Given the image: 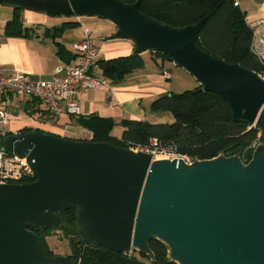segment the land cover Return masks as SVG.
Segmentation results:
<instances>
[{"label":"water","instance_id":"95a60500","mask_svg":"<svg viewBox=\"0 0 264 264\" xmlns=\"http://www.w3.org/2000/svg\"><path fill=\"white\" fill-rule=\"evenodd\" d=\"M51 15L99 16L116 23V38L132 39L134 53L160 51L218 93L235 120L263 139L252 158L220 153L193 160L153 157L111 142L28 129L10 133L0 148L26 158L36 179L0 183V264H66L50 256L30 227L62 223L75 207L81 238L116 252L154 255L149 241L167 247L177 264H264V76L199 46L206 17L176 27L124 0H0Z\"/></svg>","mask_w":264,"mask_h":264},{"label":"trees","instance_id":"16d2710c","mask_svg":"<svg viewBox=\"0 0 264 264\" xmlns=\"http://www.w3.org/2000/svg\"><path fill=\"white\" fill-rule=\"evenodd\" d=\"M124 1L131 3L137 0ZM140 1L145 13L176 27L196 24L206 17L197 39L200 47L214 56L239 63L258 73L264 70V64L252 50L253 29L246 20L245 12L236 4V0ZM22 9L21 6H15L14 15L5 26L7 34L23 33ZM74 23L76 22H67L63 27ZM63 27L56 30L59 31ZM57 45L59 54L67 58L69 53L65 46L59 41ZM150 52L155 57L173 60L166 53ZM96 63L105 77L120 81L130 72L142 68L145 59L142 53L132 52L129 55L99 59ZM199 87L200 85L183 92H170L152 102L153 111H171L175 117L174 122L152 123L148 120L125 118L122 121L124 130L120 138L112 134L115 120L111 117L98 114L80 115L76 122L92 132L91 139L94 141L136 147L150 145L151 140L156 138L159 144L172 146L177 153L191 160L211 158L225 153L228 156L240 154L243 160L248 162L253 156V145L263 141L259 137L258 129L245 119L235 120L230 104L218 93L198 90ZM35 102L37 99H34L33 103ZM26 109L29 110L30 116L41 110L43 113H50L49 110L35 108L32 103L28 104ZM28 129L43 130L32 127L22 130ZM7 134L10 133L0 135V140ZM35 179L36 177H33L25 182ZM61 215L60 225L30 228L42 235L50 256L54 255L49 249L46 237L50 231L62 229L64 235L69 237L71 246V254L67 256L66 264H177L169 259L166 245L157 239L149 241L154 255L136 250L116 252L103 246L92 245L84 241L77 231L75 207L65 210Z\"/></svg>","mask_w":264,"mask_h":264},{"label":"crops","instance_id":"0c3cea01","mask_svg":"<svg viewBox=\"0 0 264 264\" xmlns=\"http://www.w3.org/2000/svg\"><path fill=\"white\" fill-rule=\"evenodd\" d=\"M236 2L245 12L249 25L264 37V0ZM15 6L0 2V72L6 75L20 71L29 74L33 79L52 77L59 65L68 63L69 60L74 62L78 58L74 44L85 39V28L92 31V39L100 52V59H110L134 52V41L116 38L114 36L118 30L116 23L99 16L65 17L23 7L21 10L23 33L7 34L5 26L13 17ZM67 22L76 23L63 27ZM59 27L63 29L56 30ZM58 41L67 49L69 53L67 58L59 54ZM142 55L145 65L130 72L122 80L115 81L106 77L111 82L109 86L76 89L72 93V98L78 101L81 108L77 115L53 116L49 113L52 119L36 120L34 117L43 115V111L30 116L26 106L32 103L35 108L46 110L43 105H37V102L34 104L31 98H18L19 95L11 92L0 93V106L12 113L9 123L4 129L0 128V135L16 134L26 127H32L34 123L38 124L36 128L44 131L71 138L91 139L92 132L76 122L78 116L90 114L113 118L115 126L112 134L119 138L124 130L122 121L125 118L148 120L152 123L174 122L175 117L171 111H153L151 104L156 98L174 92L172 90L174 79L184 75L182 70L186 69L178 67L174 60L155 57L150 51H145ZM92 71L98 76L105 77L97 63ZM165 71L168 72V76L164 74Z\"/></svg>","mask_w":264,"mask_h":264},{"label":"built area","instance_id":"2783aa9c","mask_svg":"<svg viewBox=\"0 0 264 264\" xmlns=\"http://www.w3.org/2000/svg\"><path fill=\"white\" fill-rule=\"evenodd\" d=\"M84 31L85 39L74 44V49L78 52V58L74 62L59 65L48 79H33L20 71L10 75L0 72V93L11 92L37 99V105H43L54 116L79 114L80 105L72 98L76 89L98 88L111 83L106 77L98 76L92 71L96 61L100 59V52L93 42L92 31L88 28ZM252 50L264 64V37L256 29H253ZM164 74L168 76L167 71ZM260 74L264 76V70ZM11 118L12 113L0 106V128L4 129ZM133 148L137 152H149L153 157L182 156L174 147L159 144L156 138L151 140L150 145ZM33 177L35 175L26 158L9 154L0 148V183H24Z\"/></svg>","mask_w":264,"mask_h":264},{"label":"rangeland","instance_id":"374dc122","mask_svg":"<svg viewBox=\"0 0 264 264\" xmlns=\"http://www.w3.org/2000/svg\"><path fill=\"white\" fill-rule=\"evenodd\" d=\"M178 67H180V65H178ZM182 71L184 75L178 76L174 79L175 82L172 86V90L174 92H183L188 89H194L199 85V81L194 76H192L189 72H187V70H182ZM18 98L29 99L30 97L25 96V95H19ZM9 108L12 109V107H9ZM45 113H43V115L39 114V116H35L34 119L36 120H38L39 118L40 120H44V118L52 119L49 113L47 112ZM45 115H49V117ZM32 125H33L32 128H36V126H38V124H34V123ZM167 157H171V156H167ZM49 233L50 234L46 237V242L49 246V249L53 251V255L68 256L69 254H71V246L69 242V237L64 235V232L62 231V229L56 228L53 231H50Z\"/></svg>","mask_w":264,"mask_h":264}]
</instances>
